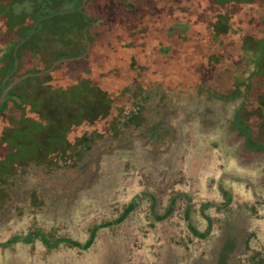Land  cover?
Returning a JSON list of instances; mask_svg holds the SVG:
<instances>
[{"label":"rangeland","instance_id":"obj_1","mask_svg":"<svg viewBox=\"0 0 264 264\" xmlns=\"http://www.w3.org/2000/svg\"><path fill=\"white\" fill-rule=\"evenodd\" d=\"M258 1L261 7L252 12L256 23L244 30L241 44L227 49V40L219 42L218 37L210 36L212 46L220 48L217 56L222 53L217 62L220 65L212 64L203 74L220 78L225 74L224 65L234 55L237 60L232 58L231 68H243L247 60L254 63L261 75L251 78L243 115L252 128L253 139L264 143V56L260 62L264 52V0ZM129 2L134 8L135 2L148 4L145 0ZM73 4L74 0H63L59 7L49 0H0V15L7 6L14 20L24 18L18 38L30 33L22 41L32 37L34 53H30L37 57L22 70L39 69L31 71L36 75L19 87L27 89L28 98L34 101L25 120L46 126L58 120L77 135L90 124L88 119L77 124L84 103L112 101L108 116L114 114L113 103H119L118 99L128 105L131 95L124 96L123 83L105 88L114 79L103 77L117 73L115 66L122 74L117 81H126L133 61L145 64L157 60L160 69L157 54L163 48L173 56L185 49L167 45L173 41L165 37L163 29L169 36L174 34L170 24L158 23L156 27L154 22L149 23L148 27L159 32L150 33L143 54L131 47L127 30L132 23H107L98 28L103 20L96 19L82 28L77 13L73 27L66 12ZM26 13L31 14L30 19H26ZM205 19L207 24L212 21L208 15ZM246 20L250 15L245 14ZM41 24H45L42 33ZM141 26L138 28L143 30L146 22ZM194 27L189 34L202 39L204 28ZM248 37L254 44L250 45ZM227 50L231 55L223 53ZM203 59L209 60L208 55L203 54ZM168 68L162 69L161 81L167 82L172 69ZM185 68L193 88L161 89L158 103L156 97L150 99L143 125H132L117 138L100 142L81 169L58 170L51 175L34 165L18 177V188L0 209V264H251L253 252L264 254V153L245 150L242 139L227 126L241 99L206 98L198 90L200 64L191 62ZM217 81V86L227 92L229 80ZM54 109L60 113L55 120L49 116L55 114ZM21 112L8 103L0 113V137L3 127L19 119ZM155 124L160 130L153 138L148 131ZM63 127L58 129L60 134ZM17 132L14 130L13 135ZM33 188L40 196L32 194L30 199ZM224 192L230 195L229 201ZM172 198H176L172 213L156 219L164 214ZM131 204L133 209L117 223V217ZM190 226L198 232L206 231V236L199 237ZM95 230L94 241L87 249L65 242L70 238L83 244ZM35 236L45 237L47 244ZM54 239L57 242H52Z\"/></svg>","mask_w":264,"mask_h":264},{"label":"trees","instance_id":"obj_2","mask_svg":"<svg viewBox=\"0 0 264 264\" xmlns=\"http://www.w3.org/2000/svg\"><path fill=\"white\" fill-rule=\"evenodd\" d=\"M61 1L63 0H49L52 6L57 7L60 6L59 4H61ZM129 1L130 0H85L83 2V0H78L77 3V0H74L72 7L66 11L69 13L67 18H69L68 20L71 26L74 27V25L77 24L78 13L81 23L83 24L82 28H85L90 22L96 19L103 20L98 24V28L107 23H112L113 25L114 23L125 25L126 22L129 24L132 23L127 30L131 33V37L129 38L132 44L131 47L138 50L141 54L146 50L147 43L150 39L149 36L151 35L150 33L159 32L156 28L148 27L150 26L149 23L154 22L155 26L158 23H162L163 26L170 24L173 26L174 34L169 36L163 29L166 35L165 37L173 41V44L167 45H173L179 49L185 50L182 54L173 56L171 52H167L165 48H163V50L157 54V57H160V69L157 68V60H151V62L148 61L145 64L140 62V60L136 62L133 61V65L129 67L131 75L126 81H117L119 78H122L118 66H115L118 69L117 73H113V75L109 74V76L106 74L107 77L102 76L106 80L111 78L114 79L113 83L110 86H105V88L112 87L118 82L123 83L122 91L124 96L130 94L131 98L127 102L128 105L120 102V99H118L119 103H113L114 114L110 116L108 115L112 101H108L106 104L99 101L91 105L84 103L80 110L81 113L77 115V119L80 120L77 121V124H82V121H86V119L90 121V124L88 125V129H82V132L80 134L77 133V135L76 133H71L70 128L64 126V124L58 120L53 122V125L50 126H46L44 123L39 124L37 121H33L32 123L27 122L25 120L28 115L27 110L28 107L31 106L29 104L34 103V101L28 98L27 89H22L21 95H17L16 92L19 91L20 84L28 82L27 80L33 78V75L13 85L8 90L5 100L0 104V113L7 108L9 102L22 112L19 119L3 127L4 130L2 129L3 131L0 137V209L9 202L8 197L18 188V177L24 175L31 165L42 166L46 170L53 168L50 167L53 165H55V168L62 167L68 170H78V168L92 155L100 142L113 139V137L121 134L123 129L127 127L140 125V119L145 114V106L142 103V98L146 101L154 92L158 93L164 88L169 89L177 86H188L189 88H193L190 81H188L191 75L188 69L185 68V65L188 66L191 62L193 64H200L199 73L196 74L197 78L199 77V87H201L198 90L203 92L206 98L218 99L220 101H235L241 99L239 106L234 109V113L228 121L227 126L229 130L234 131L237 136L242 139L245 150L264 153V143H261L260 140L253 139L252 128L243 115V108L248 104L247 97L252 85L251 78L255 75H261L260 70L257 71L254 63L250 60L245 62L243 68H231L232 58L237 60L236 55H234L231 56L230 63L226 65L223 64L225 66V74L220 78H209L207 75L203 74L206 69L211 68L212 64H218L217 62L222 54L217 56L220 48L217 45L212 46L210 36H214L213 39L218 37L217 40H219V42L224 39L227 40L226 43L229 47L227 49H230L233 45L238 46L241 44V36L243 32H245L244 30H247L248 27L250 28L256 23L252 12L254 8L261 7L258 3L259 1L187 0L190 2V5L187 6L183 4V0H170L171 3L165 4H163L162 0H145L148 4L142 5L135 2V8L132 7ZM191 1L193 2L191 3ZM244 6H247L249 9H244ZM7 10H9V8L5 6V13L0 15V94L14 79L28 74L31 71H39V69H27L22 71L29 60L37 59V57L30 53L33 51L31 49L32 37L22 41L23 38L30 33H25L22 39L18 38L20 30L23 29L22 25H24V18H21L20 21L14 20ZM245 14L250 15V20L245 21ZM207 15L212 20L211 23L208 24L205 23ZM25 17L26 19H30L31 14L26 13ZM221 17H224L225 21H222ZM141 22H146V26L143 30L138 28L142 27ZM258 24L260 26V23ZM194 26H198V28L202 26L204 28L205 32L202 39H196L194 35L189 34L194 31ZM39 31H41V33L45 31V24L39 26ZM99 36L100 34L94 36L93 41L99 38ZM249 38L251 37H248L247 41L250 42V45L254 44L253 38L251 40H249ZM84 42L85 40L83 43ZM189 42H191V44H188ZM212 47L213 51L211 50ZM195 48L199 50L194 52ZM223 53L229 52L227 50V52ZM203 54H207L209 60L203 59ZM229 54L231 55V53ZM263 56L264 52L261 55L260 62ZM176 58L179 59L176 60ZM260 62L258 63L259 65L261 64ZM219 65L220 64H218V66ZM165 67H169L168 70L172 68L166 76L168 79L167 82L161 81V75ZM163 68L164 70L162 71ZM221 78L228 79L230 82V88L227 92H223V88L217 86V84H219L217 80ZM116 88L117 87H114V89ZM12 97L19 98L20 102H16ZM87 108L90 110H86ZM93 110L96 111L93 113ZM53 111H56L55 114L49 116L51 119L55 120L56 116L60 113L56 109ZM62 127L63 130L61 129V131L63 133L60 134L58 129ZM14 130L18 131L15 136L13 135ZM159 130L158 124H155L154 129L148 132L149 135L154 138L159 133ZM32 194H37L33 197L40 196L35 188L31 189L29 192L30 199H32ZM224 195L228 199L227 201H229L230 195L227 192H224ZM175 200L176 198H172L164 214L155 216L156 219H163L172 213ZM133 207V204L127 206L117 217V223L122 221ZM185 214H188V211H186ZM106 224L109 225L110 222H106ZM190 229L201 238L206 236V231L203 233L198 232L192 226H190ZM96 230H98V228ZM96 230L90 232L89 237L83 244L70 238H66L65 242L73 247L87 249L94 241ZM37 238L44 244H47L45 237L40 236L39 238V236H35V239ZM57 240L58 239H54L52 242H57ZM249 259L251 264H264L263 253L253 252Z\"/></svg>","mask_w":264,"mask_h":264},{"label":"flooded vegetation","instance_id":"obj_3","mask_svg":"<svg viewBox=\"0 0 264 264\" xmlns=\"http://www.w3.org/2000/svg\"><path fill=\"white\" fill-rule=\"evenodd\" d=\"M20 90H21V91H20ZM16 94H17V95H21V94H22V89L19 88V91H17ZM160 94H161V90H160V92H158V93H155V92H154V93L152 94V96H151L150 98H148V100H146V101H145L144 98L141 97V98H142V103H143L144 106H145V107H144L145 110H146L147 105L151 102L150 99L156 97L154 100H155V102H157V96H161ZM157 103H158V102H157ZM144 116H145V114H144ZM144 116L140 119V125H134L135 127H136V126H139V127H140V126L143 125V122H142L141 120L144 118ZM153 127H155V126H153ZM115 138H117V136H116V137H113V139H115ZM85 164H86V162H85L84 164H82V165L78 168V170L81 169ZM54 166H55V165L50 166V167H53V168H51V169L49 168V170H46V169H45L44 167H42V166H40V167L43 168L46 172H48V174H51V175L56 174L58 170H63V172H65V171L68 172V169H64V168H62V167H57V168H55ZM30 167H32V165H31ZM30 167L28 168V170L26 171V173H28ZM70 170H71V169H70ZM76 171H77V169H76Z\"/></svg>","mask_w":264,"mask_h":264},{"label":"water","instance_id":"obj_4","mask_svg":"<svg viewBox=\"0 0 264 264\" xmlns=\"http://www.w3.org/2000/svg\"><path fill=\"white\" fill-rule=\"evenodd\" d=\"M51 67H54V66H51ZM38 74H41V73H38ZM37 74V75H38ZM31 75H36V74H30V73H28V74H25V75H22V76H20V77H18V78H16V79H14L8 86H6L4 89H3V91L1 92V94H0V104H2V102L5 100V98H6V94H7V92H8V90L13 86V85H15V84H17V83H19L21 80H23V79H25L26 77H28V76H31ZM14 100H16V102H20V100H19V98H16V97H12Z\"/></svg>","mask_w":264,"mask_h":264}]
</instances>
